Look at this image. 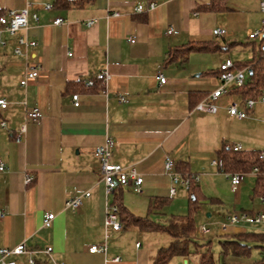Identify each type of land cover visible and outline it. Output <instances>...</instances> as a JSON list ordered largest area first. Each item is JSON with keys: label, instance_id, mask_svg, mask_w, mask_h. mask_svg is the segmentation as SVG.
Masks as SVG:
<instances>
[{"label": "crops", "instance_id": "crops-1", "mask_svg": "<svg viewBox=\"0 0 264 264\" xmlns=\"http://www.w3.org/2000/svg\"><path fill=\"white\" fill-rule=\"evenodd\" d=\"M140 1L67 0L65 5H58L56 0H0V15L30 6L31 12L39 16L38 22L31 17L28 29L19 34L37 42L28 50V58L15 56L16 37L5 33L1 36L7 46L0 48V99L9 106L0 109V160L6 165V171L0 172V209L6 214L0 219V249L22 242L33 251L51 247L50 256L35 254L36 264H54L59 258L65 264H152L157 252L167 245L145 247L139 241L134 246L128 244L123 232L131 228L143 231L126 227V223L123 232L109 233L106 255L89 252L91 245L105 242V210L116 198V193L106 196L94 156L95 149L108 137L116 142L112 162L134 166L142 174V194L161 189L170 192V179L164 173L167 156L176 163L188 164L189 171L200 176L209 164L216 167L211 159L214 155L218 158L217 151L223 145L264 152L263 103L256 104L246 119L230 116L227 109L231 103H242L233 84L228 86V94L214 102L215 113L196 110L192 102V96L208 95L217 89L215 72L228 59L236 62L227 53L238 44L194 39L197 26L213 19L216 26L220 23L232 30V36L243 26L258 29L264 18L261 0H250L244 16L237 15L231 4L232 10L222 14L202 10L210 0H156L154 11L136 14L135 6ZM46 4L54 8L46 11ZM57 17L66 22L55 26L53 20ZM89 20L95 21L91 27L87 26ZM170 27L178 35L168 36ZM130 38L135 42L131 43ZM256 41L253 52L245 54L240 62L254 59V50L259 46ZM188 42H218L223 47L192 53L186 63L168 62L169 52ZM197 54L205 56H193ZM209 55L218 58L209 61ZM193 57L201 62L200 66H195L198 62ZM30 63L40 66V75L25 88L20 82ZM103 71L111 76L104 90L86 89L85 83L97 81L96 76ZM159 72L167 79L163 85L156 79ZM75 94L80 96L79 107L74 106ZM120 95L128 103L119 102ZM24 103L27 107L38 106L42 118L28 121ZM23 126L26 131L21 133ZM252 168L235 193L245 187L253 193L257 176L250 173ZM26 173L35 176L30 186L24 184ZM126 189L132 190L122 189L120 201L126 213L133 214L123 203ZM86 191L91 197L83 200L77 212L65 208L66 200ZM159 198L167 197L151 195L150 204ZM255 198L249 202L248 213L253 215L264 212L263 198ZM47 213L56 215L50 228L42 224ZM248 226L242 224L226 231L220 227L217 244L218 237L229 234L264 233V227L262 232H255ZM208 241L213 242L212 237ZM217 247L220 252L214 255L216 264H263L264 252L259 245H252L247 256L224 255L220 245ZM118 256L121 261L114 262ZM12 258L22 264L26 261V256ZM199 258V253L192 252L188 257H174L169 264H200Z\"/></svg>", "mask_w": 264, "mask_h": 264}, {"label": "built area", "instance_id": "built-area-1", "mask_svg": "<svg viewBox=\"0 0 264 264\" xmlns=\"http://www.w3.org/2000/svg\"><path fill=\"white\" fill-rule=\"evenodd\" d=\"M54 8L53 4H46L44 9L46 11H51ZM157 8L156 0H141L135 6L136 14H143L146 12L154 11ZM260 10L264 14V0L260 1ZM118 16L119 14H114ZM197 15V13L195 14ZM32 17L36 22L39 21V16L35 12H31L30 6H27L21 10H11L7 14L0 16V48L7 46V40L1 36L5 33L8 34L11 38H15L14 44V54L17 57L28 58V50L37 45V42L29 40L25 36L19 35L22 31L28 29L29 20ZM66 21L57 17L53 20L55 26H60ZM95 24L94 20H89L87 26L91 27ZM178 31L170 27L167 30L168 36L178 35ZM213 35L216 37H223L226 35V30L222 28H216L213 30ZM250 40H259V50L264 55V18L262 19L261 26L259 29L254 30L249 34ZM131 43L135 42L134 38H130ZM220 76L218 78L219 86L215 89L208 98L199 103L195 109L199 111H205L210 113H215L217 107L214 105V102L221 98L223 95L229 93V85H234L236 87H243L248 80L247 70H236L234 69V62L231 60H226L220 66ZM40 75V66L38 64H28L23 79L20 84L22 87H27L31 82L36 80ZM110 74L107 71L100 72L96 76V80L102 83H106L110 79ZM156 79L160 82L161 85L165 84L167 79L166 77L159 72L156 75ZM95 80H89L85 83L86 87H92L95 84ZM74 106H80V96L75 94L72 96ZM119 102L128 103V99L120 95L118 97ZM258 103L264 104V90L261 92L260 96L257 99L249 98L242 103L233 102L228 107L227 111L230 116L237 119H246L249 117V111L253 110ZM26 105V103H24ZM9 106V103L5 99H0V109L6 110ZM26 115L28 121H39L42 118V112L38 106L27 107L26 105ZM5 126V123H3ZM26 131V126L21 128V133ZM20 138L18 137V141ZM116 146V142L113 138L108 137L105 144L97 147L94 151V156L97 159L100 167L101 178L100 181L103 183L105 188L106 196H113L119 188H132V190L137 194H142V185L144 183V178L134 166L123 167L120 164L112 162L113 158V148ZM234 151H242L243 148L241 145H235L232 147ZM260 159L264 163V152L260 153ZM211 164L216 166L221 172H224L227 178L231 182L232 190L236 192L238 187L242 183L245 173H227L223 170V162L220 160H212ZM6 171V165L3 161L0 160V172ZM259 172L258 167H253L250 173L257 174ZM164 173L170 179V195L172 197L177 196L179 189H183L187 192L190 191L192 183H198V176L182 174L176 168V162L173 158L167 156L164 161ZM35 180V176L31 173H26L24 175V184L25 186H30ZM91 197V192L86 191L82 194H79L73 198H69L65 202V208L73 212H77L83 204V200ZM264 200V198H263ZM6 216L5 212L0 209V219H4ZM56 218V215L53 213L45 214L43 218V227L50 228L53 225V222ZM264 224V212L257 214H250L248 212H240L236 214L229 215L225 222L221 224V230L226 231L229 227L240 226L242 224L255 225V224ZM104 226L106 229L105 242L101 244H94L89 247V252L91 254H107L108 245L107 241L110 239V232H123L125 229L124 223L122 222L120 215V208L118 205L113 202L109 203L106 206L105 210V219ZM211 230L207 227H200L199 234L204 237L210 234ZM139 245V244H138ZM42 252L50 256L53 252L51 247H48L41 251L30 250L25 242L13 247V248H3L0 249V264H22L12 257L26 256V261L23 264H36L35 254ZM264 259V257H263ZM114 262H120L121 258L118 256L114 258ZM264 261V260H263Z\"/></svg>", "mask_w": 264, "mask_h": 264}, {"label": "trees", "instance_id": "trees-1", "mask_svg": "<svg viewBox=\"0 0 264 264\" xmlns=\"http://www.w3.org/2000/svg\"><path fill=\"white\" fill-rule=\"evenodd\" d=\"M66 1L67 0H56V3L58 5H65ZM201 9L224 13L232 10V7L230 6V0H210L206 5L202 6ZM222 47V44H218V42H188L170 51L168 54V62L179 61L181 63H186L192 53H207L221 50ZM234 69L247 70L249 72L247 83L243 87H235L234 89L241 95L242 102L249 98L257 99L264 90V55L260 52L259 46L255 48L254 59L247 62L236 61L234 62ZM220 73V69L215 72L217 79ZM104 85V83L96 81L92 87H87L86 89L92 91L98 89L102 91L105 88ZM209 95L210 94H199V96H192L194 107L202 102L201 99L204 98L205 100ZM217 153V159L223 162V170L227 173H247L250 167H258L259 172L256 174L257 181L253 195L257 198H264V163L260 159L261 152H246L244 150L237 152L234 151L232 147L228 148L223 145ZM176 168L184 175H195L189 171L188 164L186 163H176ZM121 191L122 188L116 191L115 203L120 208L121 219L123 223H126V227H136L148 233L162 232L173 238L169 245L162 247L157 252L152 264H169L174 257H188L192 252L199 253L200 264H216L215 254L212 251V241H208L207 243H199L197 241V224L195 220L197 209L200 204L206 201H214L213 199L207 200L202 196L198 183L193 182L189 191V214L183 217L171 218L167 224H159L148 218L127 214L120 201ZM170 199L171 198L155 199L151 204L150 212L155 209L163 208L169 203ZM218 243L224 255L234 254L247 256L250 254L252 245H259L264 252V233L247 232L229 234L225 237H218Z\"/></svg>", "mask_w": 264, "mask_h": 264}, {"label": "rangeland", "instance_id": "rangeland-1", "mask_svg": "<svg viewBox=\"0 0 264 264\" xmlns=\"http://www.w3.org/2000/svg\"><path fill=\"white\" fill-rule=\"evenodd\" d=\"M250 0H230V4L234 6L237 9V15L244 16L246 11L244 10L245 7L249 4ZM226 13V12H225ZM222 14V13H221ZM227 15V14H226ZM203 18V15L201 13V19ZM212 18V17H211ZM201 21V20H200ZM199 21V22H200ZM215 21L213 19L205 21L204 24H201L197 26V34L193 35L192 38L194 39H202V40H210L214 39L216 41H229L233 44L234 41H237L238 44L231 46V49H229L227 53V57H230L232 59H235V61H241V59H244V55L251 54L253 52L252 47L255 45L257 46L256 40H250L248 35L250 31H254L257 28L253 27H242L238 32H235V36H232L234 32L232 30H229L225 25L224 27L220 26V23L218 26L214 24ZM213 27L222 28L226 30V35L223 37H216L212 34ZM259 29V28H258ZM194 33V32H193ZM231 34V36H230ZM186 36V35H185ZM230 37V38H229ZM253 42L255 44H253ZM255 51V50H254ZM255 55V54H254ZM197 58H201L205 55L203 54H197L193 55ZM218 58L217 56L209 55L208 60H216ZM194 62L197 65L200 66V61L198 59H195L193 57ZM214 63V62H213ZM214 64H211L213 69H216L217 66H213ZM248 76V74H247ZM217 160L215 155L212 157L211 160ZM248 176L246 174L244 177ZM203 177V178H202ZM202 182L201 185V191L203 192V196L206 197L207 200L213 199V202H206L199 205L195 220L197 224V237H202L199 234V228L200 227H207L211 230L210 234L204 236V239H197L199 243L202 242H208V240L213 239L212 244V251L214 254H218L220 250L217 246V237L216 235L220 231L221 224L225 221L226 216L228 212H233L231 214L240 213L243 211L250 212L251 211V205L249 202L251 200L256 199L252 193L251 190L245 187V189H240V192L235 193L230 190V184L229 179L227 178L226 174L224 172L219 171L218 168L212 167L209 164L208 170L204 173L200 174L198 176V182ZM202 185L204 187H202ZM183 191L186 195H180V191H178L177 196L172 197L169 195V189L168 191H165L164 189L157 190L158 192H152L148 193L143 191L142 195L135 194L130 189L124 190V196H123V203L125 207L129 209L130 212L135 214V216H140L143 218H148L154 222H157L159 224H167L171 218L174 217H183L189 214L190 210V197L189 192L179 189ZM151 195H160V196H166L167 198L171 199L169 200V203L164 206L161 209H155L150 212L151 204L149 202ZM126 203V204H125ZM257 211V210H256ZM208 214L210 217H208ZM251 229H254L252 231H261L264 227V224H255V225H249ZM141 232V231H140ZM123 236L125 235V242L128 244L133 243L134 246L136 241H139L142 243L145 247H154L156 244H162V245H168L169 242L173 240V238L162 232L157 233H148V232H141L135 231V229H127L125 232L122 233ZM160 244V245H161ZM193 247V245H192ZM202 249V248H201ZM255 252H258L256 249H253ZM56 262L54 264H65V260L62 258L56 259Z\"/></svg>", "mask_w": 264, "mask_h": 264}]
</instances>
